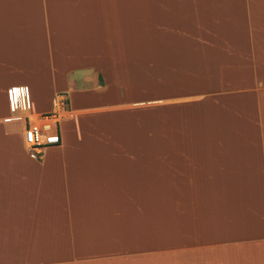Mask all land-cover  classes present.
Here are the masks:
<instances>
[{
    "label": "crops",
    "instance_id": "crops-1",
    "mask_svg": "<svg viewBox=\"0 0 264 264\" xmlns=\"http://www.w3.org/2000/svg\"><path fill=\"white\" fill-rule=\"evenodd\" d=\"M0 264H264V0H0Z\"/></svg>",
    "mask_w": 264,
    "mask_h": 264
},
{
    "label": "built area",
    "instance_id": "built-area-1",
    "mask_svg": "<svg viewBox=\"0 0 264 264\" xmlns=\"http://www.w3.org/2000/svg\"><path fill=\"white\" fill-rule=\"evenodd\" d=\"M9 111L22 119L23 145L30 157L40 159L42 150L59 144L58 124L62 113L68 110L67 96L64 93L54 95L51 110L48 113L32 115L28 90L25 86H11L6 90Z\"/></svg>",
    "mask_w": 264,
    "mask_h": 264
}]
</instances>
